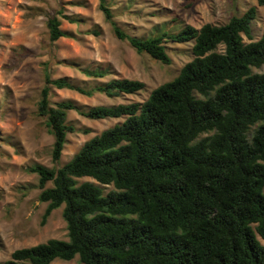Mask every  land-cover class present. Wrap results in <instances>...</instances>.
Segmentation results:
<instances>
[{"label": "trees", "instance_id": "trees-1", "mask_svg": "<svg viewBox=\"0 0 264 264\" xmlns=\"http://www.w3.org/2000/svg\"><path fill=\"white\" fill-rule=\"evenodd\" d=\"M99 8L115 36L138 52L170 64L166 43L190 42L194 57L143 102H53L54 87L119 96L146 84L113 77L87 89L46 73L36 114L53 135L54 162L77 130L68 121L70 110L92 119L125 118L63 165L29 167L39 176V199L48 203L41 224L64 205L68 239L16 249L0 264H61L54 260L76 256L81 264H264V71H254L264 66V32L253 40L257 7L224 24H188L147 36L122 28L108 0H99ZM46 24L52 41L73 36L55 13ZM100 184L114 188L105 193Z\"/></svg>", "mask_w": 264, "mask_h": 264}, {"label": "rangeland", "instance_id": "rangeland-1", "mask_svg": "<svg viewBox=\"0 0 264 264\" xmlns=\"http://www.w3.org/2000/svg\"><path fill=\"white\" fill-rule=\"evenodd\" d=\"M108 1L119 25L131 35L176 32L188 24L197 28L205 23L224 24L254 5L257 17L252 21L253 40L264 32V5L258 0ZM53 13L61 19V28L73 36L50 39L46 21ZM64 15L80 20L70 22ZM95 30L98 34H94ZM243 38L246 43L251 41L246 35ZM166 45L170 64L140 53L127 40L117 38L99 8V0H0V261L9 259L19 248L51 238L68 239L64 205L54 209L41 224L48 203L39 199V176L29 167L36 163L48 167L63 165L87 140L125 118L92 119L70 110L68 121L77 130L68 134L60 161L54 162L53 135L45 119L36 114L46 73L53 78L69 77L87 89L113 77L146 84L139 92L119 96L98 92L88 96L54 87L53 102L69 99L85 107L143 102L153 89L177 76L194 57L190 42L168 41ZM84 68L107 69L108 74L93 78L83 72ZM254 71H264V66ZM87 180L94 181L91 177L79 178L80 182ZM100 185L105 193L114 188ZM47 186H52V182ZM54 263L81 264L78 256L72 260L57 258Z\"/></svg>", "mask_w": 264, "mask_h": 264}]
</instances>
